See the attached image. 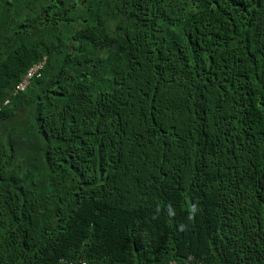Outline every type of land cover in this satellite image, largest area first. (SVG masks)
<instances>
[{"label":"trees","instance_id":"1","mask_svg":"<svg viewBox=\"0 0 264 264\" xmlns=\"http://www.w3.org/2000/svg\"><path fill=\"white\" fill-rule=\"evenodd\" d=\"M190 258L264 264V0H0V264Z\"/></svg>","mask_w":264,"mask_h":264},{"label":"built area","instance_id":"2","mask_svg":"<svg viewBox=\"0 0 264 264\" xmlns=\"http://www.w3.org/2000/svg\"><path fill=\"white\" fill-rule=\"evenodd\" d=\"M44 65H45V60L38 62L36 64H34L28 71L27 74L22 82V84H20L17 87V90H24V88L29 84V81L34 79V78H38L41 76V72L44 69ZM8 103V101L6 102ZM193 258H190L189 261L186 264H193L192 263ZM65 264H85L84 262L80 261L78 263H74V262H69L66 261ZM170 264H176L175 262H171Z\"/></svg>","mask_w":264,"mask_h":264},{"label":"clouds","instance_id":"3","mask_svg":"<svg viewBox=\"0 0 264 264\" xmlns=\"http://www.w3.org/2000/svg\"><path fill=\"white\" fill-rule=\"evenodd\" d=\"M171 262H175V261H171ZM171 262H170V263H171ZM175 263H176V262H175Z\"/></svg>","mask_w":264,"mask_h":264}]
</instances>
